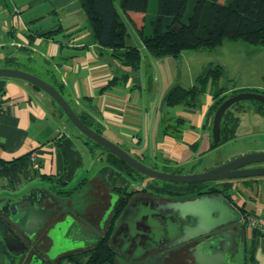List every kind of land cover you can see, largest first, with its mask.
<instances>
[{
  "label": "crops",
  "instance_id": "obj_1",
  "mask_svg": "<svg viewBox=\"0 0 264 264\" xmlns=\"http://www.w3.org/2000/svg\"><path fill=\"white\" fill-rule=\"evenodd\" d=\"M12 1L8 5L0 0V67L24 70L60 89L79 116L86 117L94 129L106 133L108 139L124 146L138 160L148 161V166L160 170L189 168V172L180 173H197L214 167L195 170L205 158L229 146L230 152L225 151L215 166L264 151V142L259 139L264 133V115L253 105L234 109L239 117L235 136L215 149L211 148L213 118L209 115L216 88L223 89L227 96L242 90L264 93L263 82L245 80L236 71L244 49L259 55L264 51L256 49L258 46L225 41L212 49L155 58L144 46L140 32L151 34V22L157 13H150L149 8L146 13H124L115 0L127 26L129 42L141 53L139 69L132 70L115 58L111 49L96 42L78 0H48L44 12L39 4L33 6L37 0ZM153 2L158 11V3ZM51 31H55L52 36L41 35ZM219 50L221 60L209 59L211 52ZM212 66L224 71L218 87L210 81L193 108L167 106V98L175 87H193ZM227 79L232 81L230 86ZM90 148L89 141L72 131L59 105L45 91L24 80L0 77V160L11 162L35 153L37 167H31L38 172L35 178L16 183L0 177V201L18 198L39 187L59 205L60 213L55 208L59 213L56 222L71 215L96 228L109 207L111 189L121 192L147 186L151 181H132L106 162L104 155ZM261 178L223 181L222 184L230 183L231 188L229 196L222 194L244 217L250 214L264 223ZM20 234L26 237L25 233ZM39 234V242L48 243L43 248L44 256L51 240L46 233ZM79 254L67 255L81 258ZM155 257L149 264L165 263L161 256ZM29 263L24 260L21 264ZM0 264H5L2 255ZM246 264H264V229L248 224Z\"/></svg>",
  "mask_w": 264,
  "mask_h": 264
},
{
  "label": "water",
  "instance_id": "obj_2",
  "mask_svg": "<svg viewBox=\"0 0 264 264\" xmlns=\"http://www.w3.org/2000/svg\"><path fill=\"white\" fill-rule=\"evenodd\" d=\"M0 77L24 80L50 95L63 110L70 123L88 139L101 145L138 173L155 181L194 184L264 177V151L248 153L209 170L192 174H175L155 169L135 158L118 144L88 126L53 85L44 79L17 68L0 67ZM255 101L264 105V94L242 91L227 98L216 110L212 124L215 144L221 142V124L226 111L233 105ZM122 197V196H121ZM118 200L117 202H119ZM116 203L104 213L101 229L111 217ZM57 201L47 191L35 187L18 198L0 201V255L5 264H21L35 245V236L57 216L56 209H46ZM151 206L139 208L127 218L126 210L113 222L110 248L125 225L119 245L113 252L115 264H132L144 257L171 250L192 252L196 264H246V227L243 213L222 194H205L188 200L152 199ZM136 210V209H135ZM114 219V218H113ZM25 233L22 237L20 233ZM52 239L50 250L34 255L29 264H55L62 254L84 248H96L104 235L79 222L71 215L57 221L47 232ZM128 255L129 258H126Z\"/></svg>",
  "mask_w": 264,
  "mask_h": 264
},
{
  "label": "trees",
  "instance_id": "obj_3",
  "mask_svg": "<svg viewBox=\"0 0 264 264\" xmlns=\"http://www.w3.org/2000/svg\"><path fill=\"white\" fill-rule=\"evenodd\" d=\"M78 1L89 20L96 42L101 47L111 49L113 56L123 60L132 70H138L141 64V53L137 47L129 42V32L116 9L115 0ZM149 1L120 0V7L124 13H146L149 8ZM190 4V13L187 14ZM186 17L187 22H185ZM151 27V34H146L142 30L140 35L144 46L155 58L179 57L182 52L187 50L212 49L225 41H245L254 46H264V0H226L224 3H221L220 0H192V3L191 0H158V12L151 22ZM54 32L41 33V35L52 36ZM223 74L224 71L220 66L209 67L198 78L193 87L188 89L181 86L175 87L167 98V106L185 105L193 108L209 82L212 81L218 87V82ZM242 91H235L232 95ZM223 93V89L216 88L214 105L209 114L211 118L214 117L218 107L232 96L223 95ZM241 105H243L242 102L233 105L224 114L221 124V142L214 143L212 149L218 148L234 138L239 124V117L236 116L234 109ZM253 106L257 112L264 115L263 104L254 101ZM61 111L63 112L62 109ZM80 118L92 127L91 122L86 117L80 116ZM107 152L110 156L111 166L132 181L142 183L148 179L151 182L147 187H151L157 192L175 196L178 195L175 192L180 191L178 188H184L187 191L208 184H175L161 181L156 184L155 180L138 173L117 156ZM31 164L30 155L11 162L0 160V177L9 178L14 183L35 178L38 172L31 167ZM221 187L211 192H219L229 196L227 192L231 188V184L224 182ZM118 215L119 210L114 219ZM65 262L71 264H115L113 250L106 241L91 251L86 262H81L77 255H67L55 264H64Z\"/></svg>",
  "mask_w": 264,
  "mask_h": 264
},
{
  "label": "flooded vegetation",
  "instance_id": "obj_4",
  "mask_svg": "<svg viewBox=\"0 0 264 264\" xmlns=\"http://www.w3.org/2000/svg\"><path fill=\"white\" fill-rule=\"evenodd\" d=\"M222 182L223 181L210 182V183L214 184V185L221 186ZM155 183L158 184L159 181L158 182L155 181ZM189 192L190 191H187V192L178 191V192H175L178 195L173 196V195H170V194H167V193L157 192L155 189H153L151 187H147V186H142V187H138V188H131L129 190L121 191V192H118L116 190H112L111 189V201H110L109 207L113 205V202L116 203L118 200H120V201L117 202L114 211L111 213L110 219L105 224V228L101 229L100 223H99V225L96 228L91 227V226H89V227H91L94 230L96 229V230L100 231L104 235L103 242L106 241L108 243V245H109L111 243V236L113 234V222L115 220V219L113 220V218L116 215V212L118 210H119L118 217L121 216L122 213L126 210L127 218H129V216H131L132 213H134V212L139 213L140 212L139 208L142 209V208L145 207V205L147 206V208H149V206H151L150 200H152V199H165V200H173V201H177V200L183 201V200L193 199V198H195L197 196H200V195L212 194L211 191H206V190L205 191L204 190L203 191H199V192H197L198 194L197 193L194 194V192L193 193H189ZM181 194H183V195H181ZM214 194H222V193L214 192ZM52 198H54V197H52ZM47 207L50 208V209H55V208L57 209V208H59V205L57 204L56 206H54L52 203H48ZM59 213H60V208H59ZM56 217L54 219H50V223H49L48 227H46L42 231V233H46L47 230L55 224ZM244 225H245V227L247 226V223L245 221V217H244ZM124 227H125V225H123V227L119 231V233H118L119 236H117L116 239L114 240L115 247L112 248L113 252L115 250H117L116 246L119 245V242L121 240V236H124L125 238L128 237L127 233L124 234V235H120V234H123V232L125 230ZM46 236H47V234H46ZM39 238H40V234L35 236V245L32 246L31 252H29L25 256V260H29V262H30L34 255H42L43 248H44V246H47L46 244H48V243H45V242L43 243L42 241L39 242ZM50 240H51V245L49 247V250H50V248L52 246V243H53L51 238H50ZM96 248H90V249L84 248V249L72 250V251H69V252H66V253L62 254L61 257H63L64 255H67V254L78 253V252H80V253L88 252L90 254L91 251L95 250ZM169 252H170L169 256H166L164 258V261H165L164 264H196L195 258L193 256L192 252H190L189 250L185 249V250L178 251V252L176 250H171ZM123 255L126 256V258H129L128 255H125V254H123ZM154 256L157 257V256H160V254H156ZM154 256L144 257L140 261L133 262L132 264H149V260L153 259ZM61 257H60V259H61ZM64 264H66V263H64ZM157 264H162V263H160L158 261Z\"/></svg>",
  "mask_w": 264,
  "mask_h": 264
},
{
  "label": "rangeland",
  "instance_id": "obj_5",
  "mask_svg": "<svg viewBox=\"0 0 264 264\" xmlns=\"http://www.w3.org/2000/svg\"><path fill=\"white\" fill-rule=\"evenodd\" d=\"M47 1L48 0H37L35 2V5H33V6L36 7L39 4L40 5L39 9L42 12H44L47 9V6L49 5ZM117 1H118L119 6H120V0H117ZM153 1H156V3H158V0H151L149 11H150V13H153V12L157 13L158 11L156 9H154V5H153L154 2ZM221 1H226V0H221ZM1 3L11 5L13 3V1L12 0H1ZM191 3H192V0H191ZM190 8H191V4L189 6L187 14L190 13ZM185 22H187V17L185 18ZM45 23H48V22L45 21ZM149 26H150V24H149ZM151 32H152V29H151ZM235 42L236 41H233V43H235ZM239 43H248V42L239 41ZM256 49H261V51H264V46H258ZM242 53H243V57L241 59L240 65L237 66V69H236L237 73L241 76V78H244L245 80H248V81L249 80H255V81H260V82L264 83V52H261L259 55H256V53H253V52H250L247 49H244V51ZM222 56L223 55L221 54V50H219L217 52L213 51V52H211L209 59H213V60H219L220 59L221 60ZM229 74H232L231 71H229ZM229 78H234V77L229 76ZM227 80H228V86H230V84H232V81H229V79H227ZM222 81H225V80L222 79ZM242 103L244 105H253L254 101H245V102H242ZM69 126L72 129V131H74L75 133H78L83 139L89 141V143L91 145L90 151H93V152H96V153H100L101 155H104V157L106 159L105 161L110 163L109 153L102 146H99L94 141L88 139L82 132H80L70 122H69ZM103 134H104L103 136H105L107 138L108 135L106 133H103ZM259 136H260L259 139L262 142H264V133H261ZM122 148H125V147L123 146ZM230 149H231V147L229 146L228 148H224L223 150H221V152H216L211 157L205 158L200 164H198V166L196 167L195 170H200V169L203 170L204 168H206L208 166H214V167L219 166L220 164L215 166L216 162H218V159H220L222 156H225L226 152H230ZM142 162L143 163L145 162L144 164H146V165L149 164L148 161H142ZM149 165H151V164H149ZM159 168H161V167H159ZM188 169L185 168L183 170V169H174V168H163L162 171L169 172V173H175V174H192V173H180L182 171L183 172H189L190 170H188ZM261 179L263 181L261 183V185H263L262 187L264 189V177H262ZM160 185H163V184H160ZM220 188H222V187L218 186V185L211 184L210 182H208L207 185L191 188V189H188L187 191H190L189 193H193L194 192V194H195V193H197L199 191H203V190L204 191L205 190L206 191H212L214 189L218 190ZM178 190L185 191L186 189L178 188ZM187 191H185V192H187ZM87 253L88 252H83V253L79 254V255L82 256L80 258L81 262H86L88 260V258L90 257L91 254H87Z\"/></svg>",
  "mask_w": 264,
  "mask_h": 264
},
{
  "label": "built area",
  "instance_id": "obj_6",
  "mask_svg": "<svg viewBox=\"0 0 264 264\" xmlns=\"http://www.w3.org/2000/svg\"><path fill=\"white\" fill-rule=\"evenodd\" d=\"M31 162L32 164L37 167V155L35 153H32L30 156ZM245 221L249 226H253V227H260L264 229V223H262L259 219H257L256 217L248 214L245 217ZM66 264H71L70 262L66 263Z\"/></svg>",
  "mask_w": 264,
  "mask_h": 264
}]
</instances>
